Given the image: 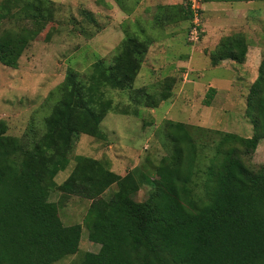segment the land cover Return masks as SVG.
<instances>
[{
    "label": "trees",
    "instance_id": "16d2710c",
    "mask_svg": "<svg viewBox=\"0 0 264 264\" xmlns=\"http://www.w3.org/2000/svg\"><path fill=\"white\" fill-rule=\"evenodd\" d=\"M49 4L4 0L0 25L21 15L37 24L50 22L54 13ZM14 8L19 10L12 13ZM161 10L157 25L195 17L191 6L188 11L178 5ZM27 42V34L1 32L0 64L16 69ZM152 44L150 38L127 34L110 65L98 60L83 75L69 70L56 89L59 99L40 136L27 141L10 136L0 121V264H56L78 254L83 225H64L59 206L69 196L95 201L113 186L117 191L107 213L91 208L84 223L90 241L101 249L86 252L79 264H264V164L252 167L246 161L264 139V60L247 98L253 135L217 132L220 139L207 165L206 145L201 156L193 132L207 131L167 120L162 129L167 153L154 173L136 168L121 176L109 161L85 157L62 184L56 182L71 164L81 135L103 139L101 124L108 114H130L115 105L107 91L120 87L124 77L136 76ZM248 52L244 35L233 34L221 39L211 62L243 64ZM166 82L157 99L142 88L134 101L153 108L156 100L168 101L174 80ZM210 92L211 100L216 89ZM157 170L162 180L155 177ZM142 184L151 189L139 202ZM53 191L60 193L58 203L51 201Z\"/></svg>",
    "mask_w": 264,
    "mask_h": 264
},
{
    "label": "rangeland",
    "instance_id": "374dc122",
    "mask_svg": "<svg viewBox=\"0 0 264 264\" xmlns=\"http://www.w3.org/2000/svg\"><path fill=\"white\" fill-rule=\"evenodd\" d=\"M42 1L50 3L54 20L37 24L21 15L9 17L0 25V33L10 30L28 35L18 67L0 64V121H5L10 136L27 141L45 131V121L59 99L56 89L69 70L83 75L98 60L110 65L127 34L153 40L136 76L124 77L120 87L107 91L114 104L130 114H108L101 124L103 139L81 135L71 164L56 177L59 185L77 160L85 157L109 161L111 170L121 176L136 168L154 173L167 153L162 131L167 120L207 131H193L201 156L202 145H206L205 165L220 139L217 132L245 138L253 135L247 98L264 60V0ZM174 5L186 11L191 6L198 17L157 25L156 17L164 13L161 8ZM18 10L14 8L12 13ZM194 28L198 31L195 34ZM237 33L244 35L249 45L245 63L224 61L214 66L211 55L221 39ZM169 78L174 84L168 101L156 100V108L134 101L136 91L142 88L157 99ZM211 88L216 94L210 100ZM246 161L252 167L264 164V139ZM155 177L162 180V171L157 170ZM150 189L142 184L136 200L145 201ZM115 191L117 186L95 201L69 196L59 206L64 225L81 224L83 231L78 254L56 264H79L86 252L100 251L101 246L90 241L84 223L91 208L107 213ZM59 200L60 193L53 191L51 201Z\"/></svg>",
    "mask_w": 264,
    "mask_h": 264
},
{
    "label": "built area",
    "instance_id": "2783aa9c",
    "mask_svg": "<svg viewBox=\"0 0 264 264\" xmlns=\"http://www.w3.org/2000/svg\"><path fill=\"white\" fill-rule=\"evenodd\" d=\"M193 10H195V9H193ZM195 12V11H194ZM195 17L197 18L198 17V14L196 13L195 14ZM195 29V28H194ZM196 31H197V28L193 31V34H195L196 33ZM198 32V31H197Z\"/></svg>",
    "mask_w": 264,
    "mask_h": 264
}]
</instances>
